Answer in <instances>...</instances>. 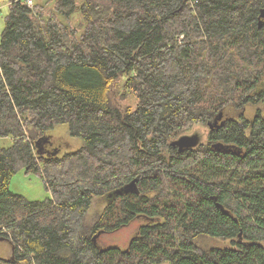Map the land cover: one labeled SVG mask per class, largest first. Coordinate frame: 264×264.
Listing matches in <instances>:
<instances>
[{"label": "trees", "instance_id": "1", "mask_svg": "<svg viewBox=\"0 0 264 264\" xmlns=\"http://www.w3.org/2000/svg\"><path fill=\"white\" fill-rule=\"evenodd\" d=\"M263 12L264 0H9L0 137L13 144L0 146V238L13 253L0 264H264ZM123 77L134 108L113 99ZM220 113L208 143L171 144ZM59 124L83 144L39 154ZM22 168L52 196L11 190ZM133 180L137 191L122 190ZM135 220L128 248L99 243Z\"/></svg>", "mask_w": 264, "mask_h": 264}, {"label": "rangeland", "instance_id": "2", "mask_svg": "<svg viewBox=\"0 0 264 264\" xmlns=\"http://www.w3.org/2000/svg\"><path fill=\"white\" fill-rule=\"evenodd\" d=\"M0 40L1 33L5 27V16L9 13V0H0ZM73 24L78 27L79 30L83 29V19L80 13H76L73 16ZM126 77L121 78L117 84L113 87L112 95L116 103L121 105H129L132 108L136 107L138 98L132 90L125 85ZM264 110V103L262 104ZM253 108L247 109V114L251 115L254 112ZM69 127L67 124H59L53 129L49 130L50 141L45 143L38 151L39 154H50L62 155L66 152L73 151L79 148L83 144V140L80 137H72L69 133ZM211 131V126L208 122L205 124H196L189 132L182 135H193L200 133L202 139L200 138V144L208 143L209 133ZM196 132V133H193ZM180 135V136H182ZM178 137H173L171 142ZM200 137V136H199ZM204 142V143H203ZM13 144L11 137H0V146L9 147ZM47 144V145H46ZM198 145V146H199ZM197 147V146H196ZM10 188L14 192L20 193L30 200H42L47 197L52 196L51 191L46 187L43 178L35 173L34 171L28 172L26 169L22 168L12 177L10 182ZM110 202L109 197H96L93 204L85 217L86 225H90ZM141 225V221L135 220L131 224L123 227L115 233H102L98 236V241L102 246H120L123 249L129 247L131 238L138 232ZM203 244L206 247L209 246H229L230 242L221 238H205ZM13 253L12 244L6 240L0 239V256L5 258H10ZM162 264H170L168 262Z\"/></svg>", "mask_w": 264, "mask_h": 264}, {"label": "water", "instance_id": "3", "mask_svg": "<svg viewBox=\"0 0 264 264\" xmlns=\"http://www.w3.org/2000/svg\"><path fill=\"white\" fill-rule=\"evenodd\" d=\"M262 16L264 18V12L262 13ZM259 25L262 26L263 23L260 22ZM221 114L222 113L219 114V117H221ZM210 126H211V128H213L214 125L210 123ZM199 141H200V137H199L198 134L182 135L178 139H175L174 141H172L171 144L174 147H178L182 151L184 149L194 148V147L198 146L199 145ZM214 145H215V147L217 149H219V148L224 149V150L225 149H229V146L224 145L222 143H216ZM136 183H137V181L136 180H133L132 182H130L129 184H127V186H125L122 190H125L126 192H129V191H137ZM110 196H112V194ZM218 205L227 213V211L223 208V206L221 204H218ZM96 237H95V239H96Z\"/></svg>", "mask_w": 264, "mask_h": 264}, {"label": "flooded vegetation", "instance_id": "4", "mask_svg": "<svg viewBox=\"0 0 264 264\" xmlns=\"http://www.w3.org/2000/svg\"><path fill=\"white\" fill-rule=\"evenodd\" d=\"M222 114H221V117H219V115L217 116V117H215V118H212L209 122L211 123V124H213L214 125V127H217L218 126V124L220 123V121H222ZM217 120V121H216ZM193 133H196V132H193ZM196 134H198V133H196ZM199 136H200V138L202 139V136H201V134L199 133L198 134ZM204 143V142H203Z\"/></svg>", "mask_w": 264, "mask_h": 264}, {"label": "built area", "instance_id": "5", "mask_svg": "<svg viewBox=\"0 0 264 264\" xmlns=\"http://www.w3.org/2000/svg\"><path fill=\"white\" fill-rule=\"evenodd\" d=\"M30 6H33V4H34V2L36 1V0H25ZM1 7H0V13H1Z\"/></svg>", "mask_w": 264, "mask_h": 264}, {"label": "bare ground", "instance_id": "6", "mask_svg": "<svg viewBox=\"0 0 264 264\" xmlns=\"http://www.w3.org/2000/svg\"><path fill=\"white\" fill-rule=\"evenodd\" d=\"M25 1V0H24ZM26 2V1H25ZM27 3V2H26ZM28 4V3H27ZM34 4H35V2H34ZM34 4H33V6H34ZM29 5V4H28ZM30 6V5H29ZM33 6H30V7H33ZM209 124H210V122H209ZM213 128H214V126H213ZM213 128H211V129H213Z\"/></svg>", "mask_w": 264, "mask_h": 264}]
</instances>
